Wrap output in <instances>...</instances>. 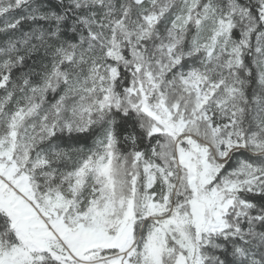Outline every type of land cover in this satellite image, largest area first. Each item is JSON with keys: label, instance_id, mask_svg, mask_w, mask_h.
Segmentation results:
<instances>
[{"label": "snow or ice", "instance_id": "1", "mask_svg": "<svg viewBox=\"0 0 264 264\" xmlns=\"http://www.w3.org/2000/svg\"><path fill=\"white\" fill-rule=\"evenodd\" d=\"M0 264H264V0H0Z\"/></svg>", "mask_w": 264, "mask_h": 264}]
</instances>
